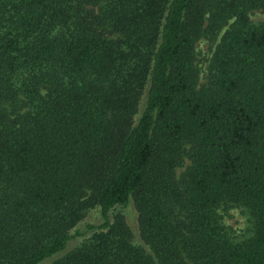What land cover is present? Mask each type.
I'll return each mask as SVG.
<instances>
[{
	"label": "trees",
	"instance_id": "obj_1",
	"mask_svg": "<svg viewBox=\"0 0 264 264\" xmlns=\"http://www.w3.org/2000/svg\"><path fill=\"white\" fill-rule=\"evenodd\" d=\"M254 11L264 0H0V264H264ZM219 33L199 83L195 45ZM129 206L139 246L111 215ZM233 207L251 226L237 241L218 213Z\"/></svg>",
	"mask_w": 264,
	"mask_h": 264
},
{
	"label": "rangeland",
	"instance_id": "obj_2",
	"mask_svg": "<svg viewBox=\"0 0 264 264\" xmlns=\"http://www.w3.org/2000/svg\"><path fill=\"white\" fill-rule=\"evenodd\" d=\"M249 20L253 23L257 22H264V12L260 11H254L249 14ZM221 33L217 36L216 40L214 42H209L203 39H200L197 41L195 45V58L197 65L200 70L199 75V83H202L204 75H205V67L207 64L208 59L210 58V55L212 53V50L214 46L216 45ZM186 165V164H185ZM182 171L179 169L177 172ZM220 216V222L221 224L228 228L231 236L237 241L245 238L248 236L249 232L251 231L250 222L248 219L247 213L239 208V207H233L229 209L226 212H218ZM120 215L126 227L128 228V231L130 233V240L133 245H141V243L138 240L137 237V230H136V222H135V211L132 206H129L126 209L121 208H115L112 210V216L114 215ZM84 224H91L95 225L98 224V211L96 208L89 210L83 220L77 225V229H80ZM80 242L79 239L74 240L71 242L68 247L72 248L76 246Z\"/></svg>",
	"mask_w": 264,
	"mask_h": 264
}]
</instances>
